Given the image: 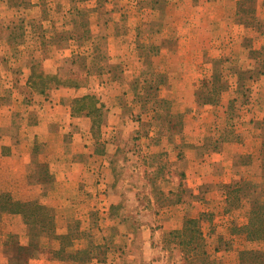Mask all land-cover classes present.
<instances>
[{"label":"rangeland","instance_id":"1","mask_svg":"<svg viewBox=\"0 0 264 264\" xmlns=\"http://www.w3.org/2000/svg\"><path fill=\"white\" fill-rule=\"evenodd\" d=\"M75 7L84 12L76 14ZM84 28L96 35L93 44L104 57L100 73L89 56L84 61L71 57L92 52L94 45L84 37L61 39L81 35ZM150 43L158 48L146 59L139 47ZM217 58L222 63L215 71L222 72L227 87L217 103L202 106L195 89L210 79ZM108 66H113L111 75ZM158 71L166 82L156 93L168 104L155 117L136 96L144 94L142 80L153 81ZM39 74L77 83L60 87L70 89L69 111L79 112L81 132L66 120L53 122L47 127L58 134L53 145L39 124L47 110L34 89L55 81L41 82ZM99 104V118L80 116ZM79 144L83 151L73 156L75 161L96 164L84 155L85 148L107 157L118 203H103L108 191L94 183L106 175L98 167H89V177V169L84 175L65 169L66 150L75 151ZM56 147L63 155L57 157L61 170L52 165ZM206 152L222 153L205 174L221 181L188 187L184 170ZM78 180L91 182L92 189L77 188ZM234 180L239 183L226 201L222 185ZM0 192L25 201L29 215L50 226L48 235L38 234L31 240L35 246L25 249L29 230L36 227L30 229L20 213H3L0 264H30L39 256L50 264H180L178 239L159 235L157 223L149 225L146 215L149 226L142 227L137 217L140 207L149 210L156 200L176 199L188 207L176 228L192 218L188 214L199 218L207 264H250L252 257L240 250L264 251V240H247L241 230L251 199L264 201V0H0ZM200 195L206 196L202 205L195 202ZM259 259L253 264H264V255Z\"/></svg>","mask_w":264,"mask_h":264},{"label":"trees","instance_id":"2","mask_svg":"<svg viewBox=\"0 0 264 264\" xmlns=\"http://www.w3.org/2000/svg\"><path fill=\"white\" fill-rule=\"evenodd\" d=\"M80 1V0H78ZM76 11V14H82L84 11H82L81 8L75 7L74 8ZM86 9V8H85ZM253 9V8H251ZM73 26L75 25V21L73 20ZM81 26L84 27L85 22H80ZM70 30H64L63 32L69 33ZM80 35V34H79ZM77 35L76 37H73L71 33L68 36H63L61 39L66 40L67 38L72 39L74 41L80 42V38L84 37L85 39H89L92 34L87 28H84L81 35ZM97 44V43H96ZM94 45V44H92ZM141 50L144 51V57L147 59L148 58V53L151 51H156L157 46H153L151 43L147 45H141L140 46ZM92 52H87V53H74L72 54V61H77L81 60L84 61L86 57H90L93 61V65L96 66V70L98 73L102 72L105 64L103 65V68L101 66H98V62L100 59L104 58L99 51V47L97 45H94L91 48ZM94 51V52H93ZM100 53V54H99ZM146 53V54H145ZM94 54V55H93ZM222 61L221 59L217 58L214 59L213 66L214 70L212 74L210 75V79H202L200 81V84L197 86L195 89V101L199 104H205V103H211L215 104L219 100V95L225 88L227 87L226 80L224 79L222 72L219 70L215 71L217 69V65L221 64ZM146 64H149V60H146ZM110 69L108 68L106 70L109 71ZM237 73L240 71L235 70ZM145 72V70H142V74ZM90 73L89 69H87L85 74ZM39 81L44 82V81H49L52 79L53 83L46 84L44 87L36 88L34 89L35 91L39 93H44L46 89L51 88V87H58V86H66V85H73L77 86V83L69 84L63 81H57L54 76L46 74L42 76L41 74L38 75ZM152 80H147L143 79L142 82L145 84L144 86V94L141 95L139 92L137 93L136 99L138 101H141V107L143 109H147V107L151 108L153 111V114H155V117H158L160 115L159 109L162 108V106H165L166 109V104H168V100L161 98L158 96L156 93L158 91V86L160 84H164L166 82V79L164 77L163 72H155L152 74ZM135 81V80H134ZM136 82V81H135ZM147 82V83H145ZM136 85V84H135ZM84 96L80 98H74L72 101H77V100H83ZM150 106H149V105ZM73 107V106H72ZM83 105L78 109L82 110ZM98 107V108H97ZM97 107H94L93 105L90 107L91 110H87L84 112L85 116H93V114L97 115L98 118L101 115V107L102 104H99ZM99 109V110H98ZM76 110V109H75ZM71 115H77L79 114L78 111H74L73 108L70 111ZM167 115V113L165 114ZM170 114L168 113V116ZM95 152H97V149H94ZM239 182H234L233 184H227L225 187L227 188L226 190V201L230 200L231 193L234 191L235 186L232 185H237ZM232 186V187H231ZM238 188V186H237ZM250 195V194H249ZM251 197V195H250ZM237 198H235L236 200ZM261 203L262 205L256 207V204ZM251 204L252 207L250 208L251 210L247 214V221L245 222L244 225H242V232L245 234L247 240H264V210L262 211L261 208H264V201L260 199H256V197L251 199ZM3 213H20L23 216V219L26 224L30 225V229L35 228V231H30V238L29 242L24 247L25 249L29 248L30 246L34 247L35 243H32L31 240H34V237H36L38 234H49L46 229H48V225H45L41 219L39 218H34L29 215L28 210H27V204L25 201H20V200H15L11 197V195L8 192H0V218ZM49 220H51L49 218ZM198 221L199 218H186L184 221V224L180 228L173 229L169 232V235L173 237V239H178L177 244L180 246V251L182 253V262L180 264H207V259L206 257V251H205V245L203 238L201 237L200 230L198 228ZM180 236H182L180 238ZM180 238V239H179ZM23 247V246H22ZM62 248H59V250ZM81 252H87L86 249H80ZM240 253L244 257V254L249 255L252 257V261H250V264L260 262L259 255H264V251L262 250H253V249H242L240 250ZM31 253L30 255H33ZM77 262L81 259L75 258Z\"/></svg>","mask_w":264,"mask_h":264},{"label":"crops","instance_id":"3","mask_svg":"<svg viewBox=\"0 0 264 264\" xmlns=\"http://www.w3.org/2000/svg\"><path fill=\"white\" fill-rule=\"evenodd\" d=\"M93 34V33H92ZM96 37V35H92L89 39H87V41L89 42V44H93L96 43V40L94 39ZM100 37V36H99ZM114 37H117L114 35ZM102 38V37H100ZM12 49H15V46L11 47ZM139 49L141 50V48L139 47ZM40 52V51H38ZM20 53H17V55L19 56ZM108 55H110V53H108ZM139 57V56H138ZM140 58V57H139ZM111 59V58H110ZM121 64V63H120ZM110 65V64H109ZM113 66H108V68L110 69L109 71H107L108 75H111L112 73V68ZM122 72H120L121 75H124L125 73V69L123 68V66L121 67ZM142 72L141 68H140V73ZM136 75V74H134ZM68 90H70L69 88H64V87H51L45 90L44 93L42 94H36L38 95V97H41L40 99H42V107L45 106L46 107V113L45 114V118H43L44 120L39 123L41 125L42 128H45L47 130V127H49L53 122H61V121H67L68 122V126L71 125V127L73 129H77L78 130V134L79 131L81 132V128L80 126H78V120L80 117L75 118V115H71L70 111H69V105L68 102H70V99H68ZM31 103L33 104V101H31ZM208 105H212V104H208L205 103L202 106H208ZM35 107V105H33ZM30 109H32V105H30L29 107ZM36 109V108H35ZM80 116H85V115H80ZM77 125V126H76ZM41 128V129H42ZM83 131V130H82ZM84 132V131H83ZM48 139L46 138L47 143H49V145H53V144H57V142L59 143V139H56V141L53 140V137H58V134H53L51 132H48ZM84 134H87V132H84ZM44 136V134H43ZM38 138V137H37ZM54 142V143H53ZM61 142V140H60ZM22 146V145H21ZM23 147V146H22ZM77 150L75 151H70V150H66V154L64 155V159L67 160V164L65 169H68L69 171H73L75 173V175H77V173L75 171L82 172V174L84 175L87 169H89V167H95V169H97V167L99 168V171H102L103 174H105V178L102 180V182H99V184H95V186H101L104 187L106 192L108 191L107 195H106V199H104L103 203H106L108 205H112L114 203H118L120 201V199L114 195V192L112 191L111 187H112V182L109 181L108 179V173H109V164L107 163L106 158H104L103 156L98 155L97 153H93L90 149L85 148L88 152L87 157L90 158V156H92L91 158H93V161H96V164L94 165H89V167L87 166V163L89 164V162H78L75 161L73 158V156H75L76 154H80L83 150H82V144H79V146L76 148ZM53 152V148H52V154L56 153L55 155H51L52 156H56V160L54 159V162H57V157L62 158L61 153L59 152L57 147L54 148ZM221 150V149H220ZM205 151V150H204ZM222 153H224V151L221 150ZM213 153V152H206L204 153V156L202 158H200L197 162L193 163V166L191 165H187V168L184 170V181L187 182V186H192V187H205L207 185H209L210 183L216 184L219 183V181H221L220 177L219 180L216 179L215 176H211V178H209V175H205L206 171H209V163H213L210 161H213L214 158H216V160L220 159L223 155H221L222 153ZM19 153H21L23 155V152L19 151ZM25 153V152H24ZM27 155V153H26ZM212 155V156H211ZM101 158H98V157ZM207 156H210L212 159L209 160V158ZM215 156V157H214ZM208 158L207 160L203 161L204 158ZM79 160V159H78ZM90 161V160H89ZM59 162H57L56 164H52L54 166H56V170H61L63 168V164H58ZM223 164V163H221ZM85 165V166H84ZM98 165V166H95ZM226 165V164H225ZM55 169V168H54ZM192 172H191V171ZM193 172H196L195 174H193ZM92 170L90 171L89 169V175H91ZM74 175V176H75ZM74 179H76L74 177ZM67 181V180H66ZM75 181V180H74ZM236 180H234L235 182ZM58 182H56L57 184ZM65 183H69V181L65 182ZM73 185H75V182H72ZM81 185L84 188H88L89 186V190L92 189L93 184L91 182L86 183L85 180H78L76 186L81 187ZM88 185V186H87ZM179 185V182L177 183V186ZM220 185V184H218ZM91 186V187H90ZM224 185H222L223 188V193H225V198H226V191H224ZM95 188V187H94ZM97 189V187H96ZM163 191V189L161 190V192ZM169 191V190H168ZM167 193V192H166ZM203 194V192H202ZM92 199H94L95 196L91 195ZM167 198V196H164L161 199H165ZM90 201L93 202V200H91V198L89 197ZM168 199V198H167ZM198 201H195L196 204H200L202 205L205 200H206V196H202L200 195L199 199L197 198ZM132 201L137 205L138 203V198H134L132 199ZM154 202V201H153ZM162 202V200H156V205L154 204V207L147 210V209H143L140 207L139 211L141 212L140 214H137V217H140V219L143 221L141 226H149L152 225L153 223L150 222V220H154V222H156L158 225V233L159 235L164 233V234H169V232L173 229H175L176 227H179V224L177 222L178 219H182L185 214L188 213V207L185 205L187 202H183L182 200H174V201H167V203H159ZM137 213V212H136ZM147 216V221L150 222L149 225H147L145 223L146 218L144 216ZM187 216L195 218V215H191L188 214ZM160 231V232H159ZM131 241V240H130ZM145 244V243H144ZM161 247V246H160ZM63 261H59L58 263H61ZM30 264H50V260L46 258V256H39V257H35L30 259Z\"/></svg>","mask_w":264,"mask_h":264}]
</instances>
